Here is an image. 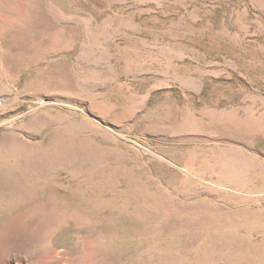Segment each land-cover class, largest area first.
Segmentation results:
<instances>
[{
	"label": "rangeland",
	"instance_id": "rangeland-1",
	"mask_svg": "<svg viewBox=\"0 0 264 264\" xmlns=\"http://www.w3.org/2000/svg\"><path fill=\"white\" fill-rule=\"evenodd\" d=\"M0 264H264V0H0Z\"/></svg>",
	"mask_w": 264,
	"mask_h": 264
}]
</instances>
